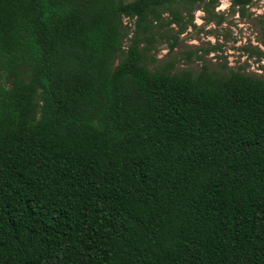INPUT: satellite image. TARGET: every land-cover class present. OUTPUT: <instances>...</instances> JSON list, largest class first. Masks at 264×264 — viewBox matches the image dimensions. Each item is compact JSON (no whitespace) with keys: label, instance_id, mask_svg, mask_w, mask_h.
<instances>
[{"label":"trees","instance_id":"1","mask_svg":"<svg viewBox=\"0 0 264 264\" xmlns=\"http://www.w3.org/2000/svg\"><path fill=\"white\" fill-rule=\"evenodd\" d=\"M181 3L0 0V264H264V75L151 67Z\"/></svg>","mask_w":264,"mask_h":264},{"label":"rangeland","instance_id":"2","mask_svg":"<svg viewBox=\"0 0 264 264\" xmlns=\"http://www.w3.org/2000/svg\"><path fill=\"white\" fill-rule=\"evenodd\" d=\"M208 8L205 3L177 4L172 9L180 15V22L174 21L172 10L167 9L164 20L154 23L149 40L142 45L149 47V65L171 61L175 71L197 73L207 65L226 74L241 70L264 75V61L250 54V49L260 46L264 39V0H253L244 15L231 0H218L215 7ZM124 22L129 26V36L124 40L127 46L135 24L127 19ZM171 45H175L172 51Z\"/></svg>","mask_w":264,"mask_h":264}]
</instances>
